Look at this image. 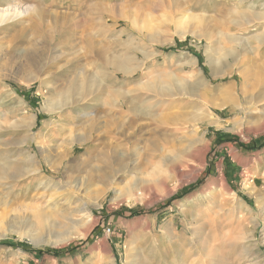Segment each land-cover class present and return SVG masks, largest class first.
<instances>
[{
	"label": "rangeland",
	"instance_id": "1",
	"mask_svg": "<svg viewBox=\"0 0 264 264\" xmlns=\"http://www.w3.org/2000/svg\"><path fill=\"white\" fill-rule=\"evenodd\" d=\"M0 9L11 11L0 23V241L10 243L0 244V264H130L132 247V264H264V146L241 147L264 139V94L254 92L252 104L238 96L243 63L264 75V0H0ZM88 44L95 76L85 72L79 90L60 74ZM122 55L133 58L128 75L114 67ZM245 72L248 83L261 76ZM150 74L169 93L206 88L208 101H228L210 107L217 123L191 127L184 114L176 126L125 111L121 126L112 104L124 96H158L173 117L205 108L202 97L156 96L146 88ZM66 93L81 100L60 112L44 108ZM140 127L126 154L135 164L123 156L129 170L110 175L103 144ZM78 130L87 144L68 152ZM47 249L60 253H37Z\"/></svg>",
	"mask_w": 264,
	"mask_h": 264
},
{
	"label": "bare ground",
	"instance_id": "2",
	"mask_svg": "<svg viewBox=\"0 0 264 264\" xmlns=\"http://www.w3.org/2000/svg\"><path fill=\"white\" fill-rule=\"evenodd\" d=\"M27 8L25 9H21V10H17L16 11V14L15 15H19V16H22V15H25L27 14L28 11H30V9H32L31 7L29 6H26ZM42 13V12H41ZM10 15H11V11H9V9H0V23L4 22L5 20H9L10 18ZM133 23V22H132ZM156 29V28H155ZM153 33V32H152ZM156 34V33H155ZM220 35V34H219ZM223 35V34H222ZM226 35V34H224ZM264 36V35H263ZM262 36V37H263ZM222 37V36H221ZM228 36H226L227 38ZM257 37V36H256ZM229 38V37H228ZM260 38H261V35H260ZM264 38V37H263ZM232 39V38H231ZM248 40V39H247ZM257 40H259V36L257 37ZM261 40V39H260ZM259 40V41H260ZM263 41V39L261 40ZM248 44V42H247ZM245 46V44H244ZM78 48V47H77ZM242 48V47H241ZM246 48V49H245ZM245 48H242V51L245 53V52H249V54H251L250 50L252 51V49L250 48V50L247 48V46ZM247 50V51H246ZM254 50V49H253ZM93 50L91 49L90 47V44L86 45H83V46H80L77 50H75L74 53H76V57L78 58V60L72 64L70 67V69H66V71H64L62 74L61 77H64L65 79L68 78V80H70V84L74 83L76 84L78 87V89L80 88L82 84V82L84 83L83 81V76L85 75V72H87V74H92V76L94 77L95 74L93 73V71H90L92 66L94 65V61L92 59V57H89V55L91 54ZM140 51V50H138ZM240 51V50H239ZM242 53V52H241ZM254 53V52H253ZM80 55L84 56L87 58L86 60V64L84 65L83 63H80ZM248 55V54H247ZM249 58H250V55H248ZM252 58V57H251ZM133 60L132 56H121L120 58H118L116 61L114 60V67L115 69H117V71L119 70L121 73L123 74H126L128 75L129 72H132V68L130 65L131 61ZM112 62V61H111ZM250 60H248V62L246 63H243V66L244 68H241L243 67L242 65L239 67L241 68V70L239 71L240 72V77L243 78V81L241 83H239L240 87H241V92L238 94L239 95H245L246 99H247V102L246 103H249V104H252L251 103V98L253 96V93L256 92L257 94H264V75H261L260 73V69L259 70H255L253 69V65H250ZM211 66L215 72V74L221 72V70H219V59H213L211 60ZM246 68L247 69H252L254 70L258 75H261L259 78H253V82L252 83H248L246 81ZM243 69V70H242ZM165 72V71H163ZM68 73H72L74 74V79L72 80L71 78H69V74ZM67 76V77H66ZM152 75L150 74V77ZM159 76V75H157ZM169 76V75H168ZM175 77V76H174ZM152 79H150V81L148 83H146V88L147 90H151L152 92H155L154 94L159 95L160 97H163V98H166V96H172V95H178L179 97H191L194 99H197V98H206L207 101L203 102L201 101V103L203 105H205V108H191V110H188V111H184V112H180V114H176L178 115L177 117H173L171 115V113L167 112L166 114L163 113L162 111L164 109H166L167 107L164 106L165 102L163 101V99L159 98L158 96L157 97H154V96H149L148 98H144L143 102H138L136 100H131L129 99L128 97L124 96L122 100H117L115 101L112 106L113 107H116V109L118 108V115L116 116L117 118H120L121 120L117 121V123H119L121 126L122 124L124 123V119H123V113H125V111H129V112H132V113H140L142 114L143 116H147V118H151L152 120H155L156 121V118L160 119L159 121H161L162 123H166L169 122V123H172L176 126L178 125H181L182 122L186 121L188 122L189 124H191L190 126L193 127L194 125H198L200 124L201 122H209L211 124H214V123H217V119L214 118L213 116V113L210 112V107L211 106H215V107H221V106H224L226 102L228 101H225V100H220V102L218 103H214L212 101H208L211 99V93H209V91L206 90V88H202L200 89V94L197 93V91L195 90L194 92L193 91H190V90H187V89H181L179 93H169L171 92L170 89H169V85L167 84H164L162 85V82L158 81V83L155 82L154 80V76L151 77ZM166 79V78H165ZM164 80V79H163ZM48 81H51V80H48ZM67 81V80H66ZM95 82V81H94ZM49 83V82H48ZM205 83L204 79H202V77L198 78V82L196 85L200 86V85H203ZM75 85V86H76ZM92 85V84H91ZM182 86V85H181ZM179 86V87H181ZM92 87V86H91ZM93 87H94V84H93ZM83 88V87H82ZM89 88V87H88ZM145 88V89H146ZM182 88V87H181ZM73 89V88H72ZM84 89V88H83ZM99 89V88H98ZM159 89V91L157 90ZM74 90V89H73ZM80 90V89H79ZM88 90V89H87ZM96 90V89H95ZM156 90L158 92H161V93H156ZM78 91V90H76ZM116 91V90H115ZM145 91V90H144ZM166 93H165V92ZM179 91V90H178ZM71 92V91H70ZM82 92V91H81ZM89 92V91H88ZM126 92V91H125ZM129 92L127 91V94ZM131 93V92H130ZM129 93V94H130ZM221 93H223L224 95H226L225 93H228V90L227 89H223V91H221ZM84 94V93H83ZM126 94V95H127ZM92 95V94H91ZM133 96V95H131ZM59 97V96H58ZM85 97V96H84ZM80 99H71L70 96L66 93L64 95V97L62 98H57V99H52V98H49L45 101L44 103V108L46 110H48L49 112H54V111H61V107H63L64 105H70L72 104L73 102L76 101V103H78L80 100H81V97H79ZM86 99V98H84ZM115 99V98H114ZM198 100V99H197ZM192 103V102H191ZM80 104V103H79ZM76 105V104H75ZM72 106V105H71ZM159 106H162V107H159ZM197 106V105H195ZM65 107V106H64ZM63 107V108H64ZM62 108V109H63ZM190 109V108H189ZM59 111V112H60ZM189 113V114H188ZM170 114V115H169ZM186 114V118L189 116L191 117L192 119L191 120H185L182 121V117ZM139 116V114H138ZM168 116H171V117H168ZM114 117V116H113ZM167 117L170 119V121H167ZM94 118L95 120H99V116L98 117H92ZM138 118V117H137ZM167 119V120H166ZM72 120V119H71ZM30 123L28 124V129H31V121H29ZM124 125V124H123ZM171 125V124H170ZM192 130V129H191ZM79 131V130H78ZM144 131V128L143 127H140L139 129H133L130 133V135H124L125 133H122V135H119L120 136V139L119 141L114 144V145H108L106 143L103 144L102 148L100 149V153H101V158L103 159L102 160V163L104 165V168L105 170H107V172L112 176L113 175H117V173H126L128 169V163H125V164H122L123 162V158H129V160L131 161L132 164H135L134 162L136 161V158L134 159V161L132 160V155L131 154H128L126 156V154L128 153L129 149H130V144L133 142V141H136V140H140L142 138V133ZM71 135L68 137H70L69 139H66V143L69 145V151L70 152L72 150V148L74 147V145H78L80 147H82L83 145L87 144V138L85 137V135L83 133H80V131L78 133H70ZM35 136L32 137V140H35ZM30 140V139H29ZM38 142V141H37ZM122 146L121 150H118V148ZM43 147V146H42ZM139 147H137L138 149ZM103 149H105L103 151ZM136 150V149H134ZM162 151H165L163 148L161 149ZM70 154V153H69ZM137 153H134V155H136ZM125 156V157H123ZM162 156V155H161ZM123 157V158H122ZM172 157V159H171ZM169 156L168 159L165 158L162 159V161L164 160V163L170 161V160H176L178 158V154L174 155V156ZM120 162H119V161ZM114 162H116L117 164H119L120 166L117 167V169H113L112 168V165L111 163L113 164ZM170 166V168L179 173V171L183 168L180 166V164L178 163H169L168 164ZM6 168V167H5ZM133 169L131 168L130 171H132ZM181 170V171H182ZM34 171V170H33ZM144 171V170H143ZM4 174V173H3ZM24 174V173H23ZM121 174V179H119L120 181H123L124 178H126L127 176L126 175H122ZM134 174V172H133ZM5 175V174H4ZM106 174H100L99 176L101 178H103ZM1 176V174H0ZM30 176V175H29ZM114 178V177H113ZM248 178V177H247ZM114 180V179H113ZM125 186V185H124ZM245 189H248L251 193H255L256 189H255V186L251 183H245L244 185ZM128 190H130V186L127 187ZM123 189L122 188H119L118 189V193L120 194V192L122 191ZM122 194V193H121ZM128 195V194H127ZM258 196V195H256ZM256 198V197H255ZM261 200L262 199H258L257 202L258 204L261 203ZM262 204V203H261ZM263 205V204H262ZM261 206V205H260ZM196 217H198L196 215ZM264 223V222H263ZM243 236V235H242ZM241 240V239H239ZM136 249L135 248H128L126 250V258H129V260L127 262H129L130 264H132V262L134 263V261L136 260V254L137 252H135ZM135 259V260H134ZM211 264V262H210Z\"/></svg>",
	"mask_w": 264,
	"mask_h": 264
},
{
	"label": "trees",
	"instance_id": "3",
	"mask_svg": "<svg viewBox=\"0 0 264 264\" xmlns=\"http://www.w3.org/2000/svg\"><path fill=\"white\" fill-rule=\"evenodd\" d=\"M220 137H221V134H220ZM225 138L233 139V138H229V137H226V136H225ZM262 146H264V139L256 140V141L253 142V144L250 145V146H249V145H243V144H241V147H242L244 150H247V151H254V150L260 149ZM199 183H200V181L198 182V184H199ZM198 184L191 185V186H189V188H194V187L198 186ZM138 212H139L138 209H136V210H132V211H130V216H134V215H136ZM0 244L5 245V244H10V243H7V242L4 243V242H1V241H0ZM37 253H38V254L46 253V254H50V255H51V254H54L55 256H58L60 252L57 251L56 249H51V250L47 249V250H44V251L38 250Z\"/></svg>",
	"mask_w": 264,
	"mask_h": 264
},
{
	"label": "built area",
	"instance_id": "4",
	"mask_svg": "<svg viewBox=\"0 0 264 264\" xmlns=\"http://www.w3.org/2000/svg\"><path fill=\"white\" fill-rule=\"evenodd\" d=\"M103 232L104 234L107 236V235H110L111 234V227L107 224L103 227Z\"/></svg>",
	"mask_w": 264,
	"mask_h": 264
}]
</instances>
